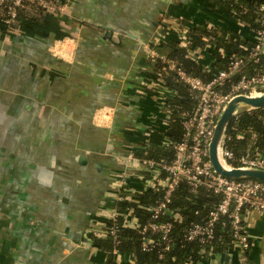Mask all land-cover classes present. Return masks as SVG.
Masks as SVG:
<instances>
[{
	"label": "crops",
	"instance_id": "crops-1",
	"mask_svg": "<svg viewBox=\"0 0 264 264\" xmlns=\"http://www.w3.org/2000/svg\"><path fill=\"white\" fill-rule=\"evenodd\" d=\"M53 1L43 14L26 8L36 20L0 27V264H109L93 239L106 238L120 208L118 181L141 174L123 188L138 200L149 178L129 155L170 143L164 100L175 91L154 77L146 44L165 17L189 27L233 22L211 0ZM247 229V251L196 264H264V212L249 211ZM116 260L136 264L128 253Z\"/></svg>",
	"mask_w": 264,
	"mask_h": 264
},
{
	"label": "built area",
	"instance_id": "built-area-1",
	"mask_svg": "<svg viewBox=\"0 0 264 264\" xmlns=\"http://www.w3.org/2000/svg\"><path fill=\"white\" fill-rule=\"evenodd\" d=\"M32 3L45 10L56 7L53 0H0L6 8V24H10L17 19L20 8H30ZM247 11V8H245ZM256 21L260 23L258 28L251 29L256 38L255 46L248 54L229 56V66L225 69H212V59L207 54L209 50H216L215 44H208L205 48L198 47L191 43L188 35L189 27L182 25L177 20L165 18V22L160 24L159 34L155 41L146 44L148 56L153 64L165 63L162 67L163 74L169 75L176 72L178 80L185 83L189 88V97L196 102L195 107L190 112H185L182 116L183 134L182 138L174 143H169L174 149V155L170 162L156 160L153 158H139L134 154L129 155L143 167V171H148L149 178L146 180L144 189L140 194L148 190L160 193V197L155 202L144 205L143 208L150 214L149 219L141 224L139 216L133 207L127 206L125 209H114L111 214L112 226L107 228L105 224L103 237L112 236L117 238L120 230L118 218L123 217L124 226L136 228L142 241V247L150 250L156 244H162L163 250L171 247V231L173 220L180 216L177 210L170 208L172 195L181 181L186 183L196 191L200 186L210 188L215 194L221 195V199L210 209L208 217L202 222H193L186 230L185 237L189 241H198L206 246L216 239V225L223 220L222 225L230 224V231L234 238V247L247 251L251 245V236L247 229V214L251 210L264 212V181L256 179H231L217 173L209 159V145L213 137L217 121L227 106L228 102L235 96H260L264 93V3L256 9ZM173 21L174 25L167 24ZM208 27H213L208 24ZM176 34L179 45L187 48L190 58L204 61L208 59L206 69L211 73L209 81H205L199 76L188 73L176 66L175 62L168 59L165 47H160L161 42L168 40L169 36ZM228 38L230 35L226 34ZM251 63H258L259 67L247 72V66ZM169 92L173 91L167 87ZM254 109L241 106L235 111L232 119L237 120L242 112ZM235 129V126L232 127ZM238 137H244L243 133ZM227 135L225 133L220 145V159L228 167H254L264 169V152L250 151L236 156L226 145ZM141 174L124 172L118 181L116 197L113 199L117 203L138 202L133 199L136 188H125L126 183L132 177L136 178ZM143 176V175H142ZM129 184V183H128ZM226 220V221H224ZM118 240L116 241V243ZM113 254L119 258L122 254L117 246L112 250ZM208 254H214L209 248Z\"/></svg>",
	"mask_w": 264,
	"mask_h": 264
},
{
	"label": "trees",
	"instance_id": "trees-1",
	"mask_svg": "<svg viewBox=\"0 0 264 264\" xmlns=\"http://www.w3.org/2000/svg\"><path fill=\"white\" fill-rule=\"evenodd\" d=\"M264 3V0H211L210 7L215 6L216 14L221 10L224 14L231 18L232 25L227 28L217 29L216 27H208L207 23H200L189 28L188 35L191 38V43L198 47L205 48L208 44L214 43L216 50H209L207 54L212 59V69H225L229 66V56L235 54L242 56L248 54L255 46L256 38H248L242 36L238 32V23L246 25L249 29L258 28L260 23L256 21V9ZM32 8L36 14H43L45 9L32 3ZM212 5V6H211ZM220 7V8H218ZM247 8V11H245ZM26 8H20L17 19H26L27 21L36 20L33 15H26ZM27 12V11H26ZM7 18L6 8L4 4H0V27L6 30L10 24L4 21ZM166 18V17H165ZM16 19V20H17ZM185 25V20H178ZM237 26V27H236ZM233 29L227 30V29ZM226 34L230 36L228 38ZM244 35V34H243ZM251 39V40H250ZM160 47H165V53L168 59L176 63V66L187 71L190 74L196 75L209 81L211 73L207 71L206 64L208 59L199 61L190 58L187 48L179 45L178 38L174 33L172 38L161 42ZM264 58V54L262 55ZM165 63L155 65L154 77L162 79V82L170 89L175 91V96L166 98L164 104L171 110L172 118L168 129L163 130V134L170 139V143L179 141L182 138L183 126L181 123L182 116L185 112H190L194 109L196 102L189 97L188 86L178 80V75L173 72L169 75L163 74L162 67ZM259 67L258 63H251L247 66V72L253 71ZM235 126V129L232 127ZM243 133L244 137H238V134ZM226 145L234 152L236 156L252 151L264 152V108H254L242 112V115L235 120H231L226 130ZM174 155L172 146L159 147L155 145L147 148L146 152L138 154L142 158H153L170 162ZM160 197L159 192L148 190L138 196V202H121L120 209H125L127 206L133 207L134 211L139 216V222L144 224L150 217V214L143 208L144 205L153 203ZM221 199V195L215 194L210 188L200 186L196 191L186 183L181 181L172 195L170 208L177 210L180 216L173 220V228L171 231V247L169 250H163L162 244L152 246L150 250H145L142 247V241L136 228L124 226L123 217L118 218L120 230L117 232V238L108 236L104 239H93V245L108 254L109 264H117L116 256L112 250L117 246L121 253H128L135 258L136 264H196L203 260L208 255L209 248H212L213 253L231 252L234 247V238L230 231V224L222 225L223 220H220L216 225V239L206 246L198 241H189L186 239V230L193 222H202L208 217L210 209ZM226 221V220H224ZM112 226V222L107 223V228ZM118 242L116 243V241Z\"/></svg>",
	"mask_w": 264,
	"mask_h": 264
},
{
	"label": "water",
	"instance_id": "water-1",
	"mask_svg": "<svg viewBox=\"0 0 264 264\" xmlns=\"http://www.w3.org/2000/svg\"><path fill=\"white\" fill-rule=\"evenodd\" d=\"M110 36V34H109ZM264 108V93L260 96L233 97L221 113L209 145V159L220 175L231 179H256L264 181V169L254 167H228L221 162L220 145L238 107Z\"/></svg>",
	"mask_w": 264,
	"mask_h": 264
},
{
	"label": "bare ground",
	"instance_id": "bare-ground-1",
	"mask_svg": "<svg viewBox=\"0 0 264 264\" xmlns=\"http://www.w3.org/2000/svg\"><path fill=\"white\" fill-rule=\"evenodd\" d=\"M222 163L224 164V162L222 161Z\"/></svg>",
	"mask_w": 264,
	"mask_h": 264
},
{
	"label": "rangeland",
	"instance_id": "rangeland-1",
	"mask_svg": "<svg viewBox=\"0 0 264 264\" xmlns=\"http://www.w3.org/2000/svg\"><path fill=\"white\" fill-rule=\"evenodd\" d=\"M254 152V150H252Z\"/></svg>",
	"mask_w": 264,
	"mask_h": 264
}]
</instances>
